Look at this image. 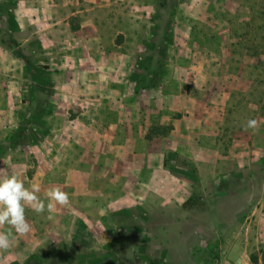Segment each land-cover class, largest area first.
Segmentation results:
<instances>
[{
    "label": "rangeland",
    "instance_id": "obj_1",
    "mask_svg": "<svg viewBox=\"0 0 264 264\" xmlns=\"http://www.w3.org/2000/svg\"><path fill=\"white\" fill-rule=\"evenodd\" d=\"M169 3L0 0V172L70 197L26 208L30 261L262 264L264 0Z\"/></svg>",
    "mask_w": 264,
    "mask_h": 264
},
{
    "label": "clouds",
    "instance_id": "obj_2",
    "mask_svg": "<svg viewBox=\"0 0 264 264\" xmlns=\"http://www.w3.org/2000/svg\"><path fill=\"white\" fill-rule=\"evenodd\" d=\"M244 128L245 131L258 130V121L249 119ZM39 192V186L25 185L21 173L0 172V229H4L6 225L9 229L0 230V250H7L15 237L24 236L31 231L26 208L42 214L53 207V203H45L46 199L60 206H65L70 201L69 194L59 186L51 188L45 199H41Z\"/></svg>",
    "mask_w": 264,
    "mask_h": 264
},
{
    "label": "trees",
    "instance_id": "obj_3",
    "mask_svg": "<svg viewBox=\"0 0 264 264\" xmlns=\"http://www.w3.org/2000/svg\"><path fill=\"white\" fill-rule=\"evenodd\" d=\"M169 4L173 3V0H169ZM164 27H160V29H153L151 30V34L150 37L152 39H154V37L157 36V39L155 38L154 44H153V52H152V56H151V60L150 63L146 69V73L143 75V79H142V83H141V87L144 88H154L157 87L160 83L159 80V73H160V68H161V61L157 56V50L160 48V44L162 42V35L164 33ZM5 38L0 39L1 44H3L5 47H7L6 42L8 41L11 44L15 43V40L12 38L10 32H8L7 30H3ZM159 32V34L157 33ZM11 46V45H10ZM154 53V54H153ZM135 92L137 91L136 88L133 89ZM171 128L169 127H163V126H158V125H154L151 126L147 133L145 134V138H150L152 135H156V134H165L167 132V130ZM244 216V212H242L239 215V219H242V217ZM133 248H135V244H133ZM205 254L209 257V264H215L218 258V248L216 246H214L213 249H209V248H205L204 250ZM256 258L252 257L251 261H255ZM151 264H157L155 260H153L151 262ZM262 264H264V248L262 250Z\"/></svg>",
    "mask_w": 264,
    "mask_h": 264
},
{
    "label": "crops",
    "instance_id": "obj_4",
    "mask_svg": "<svg viewBox=\"0 0 264 264\" xmlns=\"http://www.w3.org/2000/svg\"><path fill=\"white\" fill-rule=\"evenodd\" d=\"M7 91L8 90L6 89L4 93H6ZM47 238H51V236L48 237L44 231L38 232L34 236L32 235V233H28L24 236L15 237L12 241L11 246L7 250H0V256H1L0 260L5 261V264H47L45 257L48 254L52 253L50 252L52 250H50L49 252H44L42 256L37 255L36 256L37 259H33L31 261L29 259L30 255H34L35 251L41 248V240ZM84 245L85 247H92L91 244H84ZM130 262H133L134 264H138L137 261L134 260H130ZM217 264H223L222 260L220 259V261ZM231 264H241V263L233 262Z\"/></svg>",
    "mask_w": 264,
    "mask_h": 264
},
{
    "label": "built area",
    "instance_id": "obj_5",
    "mask_svg": "<svg viewBox=\"0 0 264 264\" xmlns=\"http://www.w3.org/2000/svg\"><path fill=\"white\" fill-rule=\"evenodd\" d=\"M205 264H209V262H206Z\"/></svg>",
    "mask_w": 264,
    "mask_h": 264
}]
</instances>
